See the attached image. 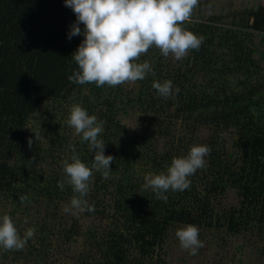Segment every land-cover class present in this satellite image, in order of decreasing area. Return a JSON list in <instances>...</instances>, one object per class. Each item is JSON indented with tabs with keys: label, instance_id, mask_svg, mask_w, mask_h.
Wrapping results in <instances>:
<instances>
[{
	"label": "trees",
	"instance_id": "obj_1",
	"mask_svg": "<svg viewBox=\"0 0 264 264\" xmlns=\"http://www.w3.org/2000/svg\"><path fill=\"white\" fill-rule=\"evenodd\" d=\"M75 20L64 0H0V200L36 216L25 227L34 236L22 250L1 251L3 263L165 264L169 232L188 224L264 242V4L186 21L182 27L203 37L199 50L175 68L157 53L141 56L152 72L135 89L69 82L78 70L71 54L84 39H68ZM168 80L173 95L165 99L152 84ZM73 105L104 122L98 138L115 158L108 179L93 170L85 199L95 210L82 214L98 223L87 229L60 212L76 195L58 187L62 162L73 150L89 167L94 158L66 123ZM132 112L145 119L134 131L121 119ZM201 129L210 132L201 138ZM31 130L44 140L32 137L30 148ZM193 145L210 152L189 188L166 192L167 201L142 190L146 174L166 172ZM230 188L238 205L218 208Z\"/></svg>",
	"mask_w": 264,
	"mask_h": 264
},
{
	"label": "clouds",
	"instance_id": "obj_2",
	"mask_svg": "<svg viewBox=\"0 0 264 264\" xmlns=\"http://www.w3.org/2000/svg\"><path fill=\"white\" fill-rule=\"evenodd\" d=\"M64 3L76 16L68 39L80 35L84 37L71 54L78 66V70L67 77L72 83L95 84L97 87L135 83L152 72L147 61L137 62L150 48L159 49L164 57L171 55L181 60L190 50H199L203 42V37L182 27L191 18L199 0H64ZM152 87L165 99L173 95L170 80L163 83L153 81ZM175 93H179V88L175 89ZM66 123L82 141L88 142L89 149L94 153L91 167L81 161L75 150L71 162H62L65 175L63 180L58 181V187L63 189L68 185L76 194L64 211L76 215L95 210L85 199L93 170L108 179L115 158L104 154L106 143L98 138L104 131V122H98L95 115H90L79 105H73ZM33 143L29 137L30 148ZM209 152L210 148L206 145L191 146L186 155L172 159L166 172L146 174L142 190L150 189L156 199L167 201L166 192L183 191L190 187L189 177L205 166V157ZM27 200L26 195L20 196L22 204ZM34 234L35 229L28 228L21 236L9 215L0 216V248L5 251L22 250ZM175 235L181 248L190 255H197L198 249L203 247L195 225L178 228Z\"/></svg>",
	"mask_w": 264,
	"mask_h": 264
},
{
	"label": "rangeland",
	"instance_id": "obj_3",
	"mask_svg": "<svg viewBox=\"0 0 264 264\" xmlns=\"http://www.w3.org/2000/svg\"><path fill=\"white\" fill-rule=\"evenodd\" d=\"M264 4V0H199L198 6L193 10L191 21H208L215 16H222L231 11H241L243 9L256 8L259 5ZM152 52H147L149 56L158 54L166 66L170 68L178 67L186 58L176 60L171 55L164 57L160 50L152 47ZM261 67L264 68V62H261ZM136 84L125 83L124 87L127 89L134 88ZM129 111V110H128ZM122 122L126 124L127 129L134 131L142 128L145 119L135 112L122 115ZM180 124L179 122H177ZM179 126V125H178ZM39 134L38 131L31 130L28 137H36ZM210 131L208 129H201L198 131L201 138L208 135ZM76 134H73V136ZM78 136V135H77ZM41 140H44L42 136H38ZM239 202L236 190L230 188L227 189L223 196L216 199V206L218 208L237 206ZM70 201L62 202L60 204V212L66 214V216H72L71 212L66 213L64 211L65 206H68ZM13 206L8 199L1 198L0 200V216L7 214L11 217L18 232H26L25 227L30 221L35 222L36 216L35 210L27 215H22L18 212L12 211ZM75 216H79L80 224L83 229L90 228L95 223H98L93 218L84 217L82 212H78ZM184 226H176L174 230L169 232L168 238L163 248V258L165 264H264V252L261 248L264 247V242H260L255 235L250 233H242L240 235L229 236L224 230H211L206 228L199 229V239L203 243V247L198 249L197 255H190L188 251L184 250L180 246V242L175 235L178 228ZM74 249V247H72ZM1 251H5L0 248ZM61 260L64 257H60ZM66 262H71L69 259H64ZM59 261V260H58ZM8 262V260H7ZM0 264H4L0 258ZM60 264V263H59Z\"/></svg>",
	"mask_w": 264,
	"mask_h": 264
}]
</instances>
